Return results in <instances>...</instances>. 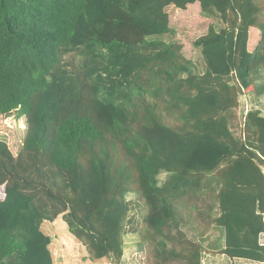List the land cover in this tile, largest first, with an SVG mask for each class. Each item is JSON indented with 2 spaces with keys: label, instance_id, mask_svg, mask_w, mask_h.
Returning a JSON list of instances; mask_svg holds the SVG:
<instances>
[{
  "label": "trees",
  "instance_id": "trees-1",
  "mask_svg": "<svg viewBox=\"0 0 264 264\" xmlns=\"http://www.w3.org/2000/svg\"><path fill=\"white\" fill-rule=\"evenodd\" d=\"M196 4L219 24L185 36L201 74L154 38ZM254 93L264 0H0V126L25 125L16 154L0 137V264H54L41 224L59 217L121 264L133 209L145 264H263L264 116L238 110Z\"/></svg>",
  "mask_w": 264,
  "mask_h": 264
},
{
  "label": "rangeland",
  "instance_id": "rangeland-1",
  "mask_svg": "<svg viewBox=\"0 0 264 264\" xmlns=\"http://www.w3.org/2000/svg\"><path fill=\"white\" fill-rule=\"evenodd\" d=\"M198 4L195 5V8L191 11L185 21L184 13L182 11H173L170 13L169 24L170 27L175 30V35L168 36H154L158 40H165L166 42L175 41L180 43L183 46V52L185 56L193 61V72L201 74L203 72L202 59L200 57L199 51L195 50L192 45L186 40L188 34L194 33L193 30L198 32L205 28V24L208 22L215 21V24L218 26V20L213 18L211 19H201L200 11H198ZM192 38V37H190ZM254 39H252V42ZM252 46V45H249ZM73 56L67 57L65 62H78L79 56L72 54ZM257 108L260 110L262 115H264V95L248 94L242 95L239 97V115L242 117L247 110ZM10 123L6 126H0V137L5 139L8 142V146L14 152L17 153L18 148L23 138L24 131V120L23 118L15 121L14 118L9 121ZM15 148V151H14ZM264 172V167L262 168ZM166 177V174H161L158 178L159 183H161ZM135 199L134 194H130L127 197V200L133 202ZM137 210H131L129 214V222L127 224L126 230L127 233L123 237V257L121 264H145V254L139 248V238L138 234L132 232L131 222L133 218L136 220L139 217H134L137 213ZM41 230L44 234L50 237L49 250L52 255L54 264H109V260H99L92 261L85 247L79 243L69 232L66 224L63 222L61 217L57 218L55 222H43L41 224ZM183 230L186 232V235L189 239L195 240L194 234L188 227H183ZM264 237V236H263ZM202 264H256L248 261L241 260H230L222 255H210L204 254L202 257Z\"/></svg>",
  "mask_w": 264,
  "mask_h": 264
},
{
  "label": "crops",
  "instance_id": "crops-1",
  "mask_svg": "<svg viewBox=\"0 0 264 264\" xmlns=\"http://www.w3.org/2000/svg\"><path fill=\"white\" fill-rule=\"evenodd\" d=\"M261 114H262V113H261ZM263 116H264V115H263ZM263 236H264V235H263ZM263 236L260 238V243H261V244H264V237H263ZM241 261H242V260H241ZM263 264H264V263H263Z\"/></svg>",
  "mask_w": 264,
  "mask_h": 264
}]
</instances>
